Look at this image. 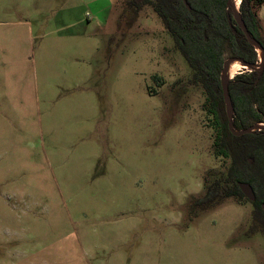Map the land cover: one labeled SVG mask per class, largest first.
I'll use <instances>...</instances> for the list:
<instances>
[{"label": "rangeland", "instance_id": "1", "mask_svg": "<svg viewBox=\"0 0 264 264\" xmlns=\"http://www.w3.org/2000/svg\"><path fill=\"white\" fill-rule=\"evenodd\" d=\"M128 1L0 0V264H264L252 204L194 205L230 162Z\"/></svg>", "mask_w": 264, "mask_h": 264}, {"label": "trees", "instance_id": "2", "mask_svg": "<svg viewBox=\"0 0 264 264\" xmlns=\"http://www.w3.org/2000/svg\"><path fill=\"white\" fill-rule=\"evenodd\" d=\"M129 0L127 5L138 12L150 5L161 20L175 48L185 58L193 72L191 85L205 95L202 106L214 139L211 148L216 159L230 162L225 173L208 185L207 194L194 205L213 208L227 200L254 207L253 232L264 236V132L257 131L240 137L229 130L221 75L230 59L259 63L256 48L250 44L235 21L229 0ZM264 0H241L240 15L251 37L264 49V23L258 8ZM231 24V25H230ZM234 106V128L244 131L264 121V69L237 75L229 83ZM249 184L256 195L250 202L239 184Z\"/></svg>", "mask_w": 264, "mask_h": 264}, {"label": "water", "instance_id": "3", "mask_svg": "<svg viewBox=\"0 0 264 264\" xmlns=\"http://www.w3.org/2000/svg\"><path fill=\"white\" fill-rule=\"evenodd\" d=\"M138 3H142L144 0H136ZM186 6H188L186 0H184ZM229 5L232 6L233 12L235 14V21L237 22V24L239 25V27L242 29L243 33L245 34L246 38L248 39V41L250 42L251 45H253L256 48V51L258 53V57H259V63L255 64V65H250L245 63L243 60L241 59H230L227 60L224 64V70L222 72L221 75V85H222V91H223V96H224V100L226 103V112H227V116H228V121H229V130L230 132L236 136V137H240L246 134H251L253 132H257V131H263L264 132V121L262 123L256 124L253 127L244 130V131H237L234 128V106H233V102L230 96V92H229V83L231 80L233 79H229V68L231 66V64L237 62L240 63L244 68L246 69H252L255 71H262L264 69V49L262 48V46L257 43L249 34L247 27L244 23V21L241 18L240 15V7L237 9L235 7V0H229ZM189 8V6H188ZM231 25V24H230ZM239 187L243 193V195L250 201V202H255L256 201V195L254 193L253 188L247 184V183H240ZM262 208L264 210V204L262 205Z\"/></svg>", "mask_w": 264, "mask_h": 264}, {"label": "bare ground", "instance_id": "4", "mask_svg": "<svg viewBox=\"0 0 264 264\" xmlns=\"http://www.w3.org/2000/svg\"><path fill=\"white\" fill-rule=\"evenodd\" d=\"M241 4V0H235V7L238 9L240 7ZM241 68H243V66L237 62L231 64L230 68H229V79H234L239 71L241 70Z\"/></svg>", "mask_w": 264, "mask_h": 264}, {"label": "flooded vegetation", "instance_id": "5", "mask_svg": "<svg viewBox=\"0 0 264 264\" xmlns=\"http://www.w3.org/2000/svg\"><path fill=\"white\" fill-rule=\"evenodd\" d=\"M252 71H255V70H252V69H245V71H242V73H245V72H252ZM258 72V71H257ZM241 74V73H240ZM239 75V74H238Z\"/></svg>", "mask_w": 264, "mask_h": 264}, {"label": "crops", "instance_id": "6", "mask_svg": "<svg viewBox=\"0 0 264 264\" xmlns=\"http://www.w3.org/2000/svg\"><path fill=\"white\" fill-rule=\"evenodd\" d=\"M263 7H264V6H262V8H261L260 12L263 10ZM260 16H261V15H260ZM260 16H259V17H260ZM260 18H261V17H260ZM261 19H262V18H261Z\"/></svg>", "mask_w": 264, "mask_h": 264}]
</instances>
